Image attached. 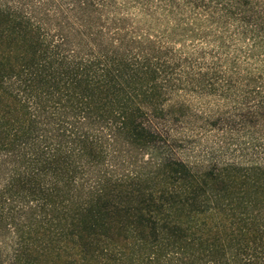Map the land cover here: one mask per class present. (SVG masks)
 Returning <instances> with one entry per match:
<instances>
[{"label": "trees", "instance_id": "obj_1", "mask_svg": "<svg viewBox=\"0 0 264 264\" xmlns=\"http://www.w3.org/2000/svg\"><path fill=\"white\" fill-rule=\"evenodd\" d=\"M150 2L0 0V264H264V166L162 150L153 121L209 68Z\"/></svg>", "mask_w": 264, "mask_h": 264}, {"label": "rangeland", "instance_id": "obj_2", "mask_svg": "<svg viewBox=\"0 0 264 264\" xmlns=\"http://www.w3.org/2000/svg\"><path fill=\"white\" fill-rule=\"evenodd\" d=\"M177 2L183 28L194 31L186 45L209 74L201 88L174 93L165 119L153 121L162 150L195 171L264 166V0ZM214 8L227 20L207 21Z\"/></svg>", "mask_w": 264, "mask_h": 264}]
</instances>
